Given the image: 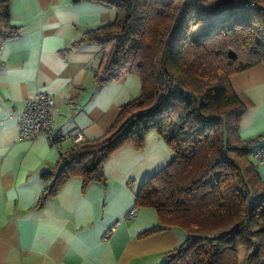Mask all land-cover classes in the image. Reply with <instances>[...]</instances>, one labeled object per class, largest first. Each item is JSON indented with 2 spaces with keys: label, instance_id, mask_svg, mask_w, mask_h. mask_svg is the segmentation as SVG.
Returning <instances> with one entry per match:
<instances>
[{
  "label": "trees",
  "instance_id": "16d2710c",
  "mask_svg": "<svg viewBox=\"0 0 264 264\" xmlns=\"http://www.w3.org/2000/svg\"><path fill=\"white\" fill-rule=\"evenodd\" d=\"M90 1L114 8L115 20L86 30L71 48L101 47L96 90L129 74L139 76L141 90L104 135L76 142L43 167L49 184L38 204L73 175L85 185L104 180V164L116 150L142 148L155 130L174 158L137 193L136 204L154 207L164 222L142 234L173 226L187 233L164 253L163 264H264V179L253 157L261 136H240L249 103L230 81L264 63V0ZM20 34L11 1L0 0V64L5 43Z\"/></svg>",
  "mask_w": 264,
  "mask_h": 264
},
{
  "label": "crops",
  "instance_id": "0c3cea01",
  "mask_svg": "<svg viewBox=\"0 0 264 264\" xmlns=\"http://www.w3.org/2000/svg\"><path fill=\"white\" fill-rule=\"evenodd\" d=\"M10 1L12 23L21 34L1 53L0 264H163L164 253L182 244L187 233L173 226L143 235L164 222L154 207L136 204L142 184L174 158L159 132H149L140 149L128 144L116 150L104 164V180L85 185L83 176L73 175L43 205L38 201L49 184L43 167L55 164L76 142L67 138L56 146L44 135L23 138L20 133L25 99L37 91L54 97L56 131H79L85 140L104 135L121 105L140 93L135 74L96 90L93 75L101 47L85 42L71 48L86 30L112 23L114 8L90 0ZM230 81L249 103L240 136H261L260 144L264 63L232 74ZM258 170L264 179V165ZM133 208L137 213L129 217Z\"/></svg>",
  "mask_w": 264,
  "mask_h": 264
},
{
  "label": "built area",
  "instance_id": "2783aa9c",
  "mask_svg": "<svg viewBox=\"0 0 264 264\" xmlns=\"http://www.w3.org/2000/svg\"><path fill=\"white\" fill-rule=\"evenodd\" d=\"M244 5H253V0H242ZM214 27H210L212 30ZM58 107L55 104L54 97L46 91H37L30 94L24 102V107L20 117V133L23 138H34L38 135H44L48 142L60 146L63 139H72L75 142L84 140L82 132L60 133L55 129V118ZM254 159L264 165V141L260 143L253 152ZM137 213V208L129 211L128 216L133 217ZM114 227L106 232V238L113 232Z\"/></svg>",
  "mask_w": 264,
  "mask_h": 264
},
{
  "label": "rangeland",
  "instance_id": "374dc122",
  "mask_svg": "<svg viewBox=\"0 0 264 264\" xmlns=\"http://www.w3.org/2000/svg\"><path fill=\"white\" fill-rule=\"evenodd\" d=\"M200 28L196 27L194 30H193V34H197L199 32Z\"/></svg>",
  "mask_w": 264,
  "mask_h": 264
},
{
  "label": "water",
  "instance_id": "95a60500",
  "mask_svg": "<svg viewBox=\"0 0 264 264\" xmlns=\"http://www.w3.org/2000/svg\"><path fill=\"white\" fill-rule=\"evenodd\" d=\"M230 55L234 56V52L232 50H230Z\"/></svg>",
  "mask_w": 264,
  "mask_h": 264
}]
</instances>
